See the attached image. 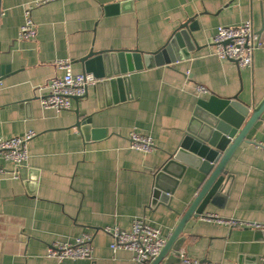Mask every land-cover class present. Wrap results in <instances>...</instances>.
<instances>
[{
    "label": "crops",
    "instance_id": "0c3cea01",
    "mask_svg": "<svg viewBox=\"0 0 264 264\" xmlns=\"http://www.w3.org/2000/svg\"><path fill=\"white\" fill-rule=\"evenodd\" d=\"M116 1L0 0V66L8 67L0 82V136L36 132L25 164L0 159L7 169L0 174V264H140L132 251L113 250L103 228L130 229L143 218L166 240L173 233L206 176L187 166L163 201L155 197L156 173L178 147L198 99L238 94L251 106L264 99V0H129L120 11L105 12ZM29 6L37 35L19 38ZM191 17L199 26L193 49L173 50L172 63L127 73L125 100L112 102L126 95L124 85L112 97L90 85L70 110L43 107L47 85L63 73L58 60L70 59L73 72L84 73L79 60L91 49L155 52ZM248 20L263 41L252 66L219 58L218 26ZM77 115L92 116L100 137L86 140L74 126ZM132 131L150 135L153 150L131 148ZM247 139L226 165L231 179L224 191L183 228L180 250L191 258L264 264V228L246 225L264 224V114ZM206 214L223 221L205 220ZM83 233L92 236L91 258L47 256L52 242H74Z\"/></svg>",
    "mask_w": 264,
    "mask_h": 264
},
{
    "label": "water",
    "instance_id": "95a60500",
    "mask_svg": "<svg viewBox=\"0 0 264 264\" xmlns=\"http://www.w3.org/2000/svg\"><path fill=\"white\" fill-rule=\"evenodd\" d=\"M128 3L129 0H117L105 6V12L120 11ZM198 28L195 18L191 17L182 22L170 41L155 52L145 53L139 49H91L79 61L83 65V72L91 73L97 79L95 86L98 89L105 88L111 93V97L116 87L121 91L124 85L126 95L120 96L119 99L114 97L112 102L125 100L130 94L127 73L176 61L177 55L174 56L172 51L181 49L185 52L187 47L193 49V43L196 45L193 31ZM5 71H8V67L0 66V80ZM80 98L73 99L77 101ZM263 114L264 99L257 106L245 103L238 94L221 97L211 93L208 98L198 99L178 147L170 154L168 162L156 173L155 197L165 201L174 192L175 185L187 166L200 169L206 178L196 198L150 264L181 262L180 249L183 240L181 233L186 222L192 217H199L207 204L215 202L216 197L224 191L231 179L226 171L227 163L237 148L243 142L249 141L248 132ZM92 122V116L77 115L74 126L82 132L86 140L100 137V131L92 127ZM173 166L180 167L181 172L176 173L172 170Z\"/></svg>",
    "mask_w": 264,
    "mask_h": 264
},
{
    "label": "built area",
    "instance_id": "2783aa9c",
    "mask_svg": "<svg viewBox=\"0 0 264 264\" xmlns=\"http://www.w3.org/2000/svg\"><path fill=\"white\" fill-rule=\"evenodd\" d=\"M51 0H42V2ZM32 6L25 9V21L20 28L19 38L32 39L37 35L36 27L31 15ZM215 54L221 59H229L240 67H250L253 63L255 51L263 45V41L256 33L250 20L237 26L220 25L213 37ZM73 62L70 59H60L57 67L63 73L52 78L47 85V93L41 96V103L45 108H53L57 111L70 110L73 107L74 97H83L90 85H95L97 79L91 73H74ZM1 82V80H0ZM198 90L207 93L203 85ZM36 135L35 130H27L11 137L0 136V159L20 167L29 160V142ZM131 148L143 152H151L155 146L150 135L132 131ZM7 169L0 166V174ZM209 221L223 220L215 214H206L202 217ZM235 225L238 222L230 220ZM248 226L264 228V224L247 222ZM103 231L111 235L110 247L113 250L127 249L133 252L134 259L140 264H147L153 260L162 250L166 238L159 227L147 223L143 218L133 221L130 229H122L119 226H107ZM90 233H83L74 242H52L47 249V256L63 261L66 259H87L93 255ZM181 264H221L214 261H202L188 256L180 250Z\"/></svg>",
    "mask_w": 264,
    "mask_h": 264
}]
</instances>
